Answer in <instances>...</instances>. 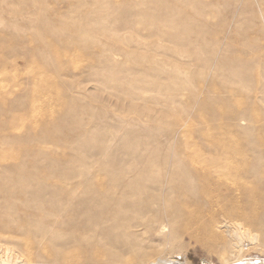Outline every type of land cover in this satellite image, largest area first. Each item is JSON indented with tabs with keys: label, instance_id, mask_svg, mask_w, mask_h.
Instances as JSON below:
<instances>
[{
	"label": "rangeland",
	"instance_id": "rangeland-1",
	"mask_svg": "<svg viewBox=\"0 0 264 264\" xmlns=\"http://www.w3.org/2000/svg\"><path fill=\"white\" fill-rule=\"evenodd\" d=\"M2 260L264 264V0H0Z\"/></svg>",
	"mask_w": 264,
	"mask_h": 264
},
{
	"label": "bare ground",
	"instance_id": "bare-ground-1",
	"mask_svg": "<svg viewBox=\"0 0 264 264\" xmlns=\"http://www.w3.org/2000/svg\"><path fill=\"white\" fill-rule=\"evenodd\" d=\"M251 172L249 171V174H250ZM225 183H228V182H225ZM237 183H235V185H236ZM148 198H149V196L148 197H143V199H144V202L146 203L147 201H148ZM15 202V201H14ZM18 203V202H17ZM37 210V209H36ZM39 211V210H38ZM23 216V215H22ZM29 217L31 216V215H28ZM17 217V216H16ZM2 262L4 263V264H8L9 263V261L7 260V261H3L2 260ZM151 264H161V263H158V262H156V261H154V262H152Z\"/></svg>",
	"mask_w": 264,
	"mask_h": 264
}]
</instances>
